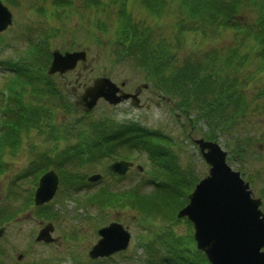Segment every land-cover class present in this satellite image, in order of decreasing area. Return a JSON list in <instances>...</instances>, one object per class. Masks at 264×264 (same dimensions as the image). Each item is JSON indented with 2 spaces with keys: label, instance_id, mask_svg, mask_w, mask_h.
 I'll return each instance as SVG.
<instances>
[{
  "label": "trees",
  "instance_id": "1",
  "mask_svg": "<svg viewBox=\"0 0 264 264\" xmlns=\"http://www.w3.org/2000/svg\"><path fill=\"white\" fill-rule=\"evenodd\" d=\"M42 2L51 4L60 17L77 14L78 25L90 40L104 46L105 57L113 64L133 66L154 91L168 96L177 116L189 125L206 124V139L236 136L237 141H245L238 136L243 131L251 134L255 129L250 125L264 115V0ZM230 32L231 41L221 43ZM49 50L45 40L27 48L18 64L7 63L14 80L12 94L11 89L7 97L0 91V177L13 163L7 155L28 150L30 162L18 178L38 177L54 167L61 180L77 191L76 184L84 183L98 164L145 155L153 165L147 180L124 189L115 183L102 186L86 202L133 210L155 227L145 244L150 263L210 264L192 235L177 233L172 224L180 221L176 213L200 178L193 168L181 164L171 136L136 121L87 117L90 113L67 126L78 128L75 143L58 149L67 137L57 112H71L76 106L68 99V89L46 73ZM257 139L264 140V134ZM246 143L247 147L235 145L231 153L244 157L254 145L253 140ZM148 184L151 191L145 190ZM29 196L27 203L33 206ZM36 209L49 211L48 204ZM10 212L0 209V217L10 218Z\"/></svg>",
  "mask_w": 264,
  "mask_h": 264
},
{
  "label": "rangeland",
  "instance_id": "2",
  "mask_svg": "<svg viewBox=\"0 0 264 264\" xmlns=\"http://www.w3.org/2000/svg\"><path fill=\"white\" fill-rule=\"evenodd\" d=\"M5 3L11 8L14 17L13 24L0 33V91L11 89L12 94L14 76L7 63L18 64L27 52V48L45 40H49L50 52L55 48L62 51L66 49L87 51L88 59L85 63H79L74 71L54 76V81L63 84L68 89V99L71 102L79 98L84 88L95 77L103 74L109 75L117 83L126 80L125 90L130 92L148 83L146 77L133 66L113 64L105 57L102 54L104 46L96 40H90L86 29L78 25L77 14L62 18L51 4L42 2V0H11ZM42 6L48 10V15L42 12ZM251 12V9L247 10V17L252 16ZM232 37L230 32L221 43L228 44ZM252 67L249 66L248 69ZM247 73H242L243 77ZM140 98L143 104L141 107L133 106L130 100L117 105H110L104 100H99L92 110V115L87 117L109 116L120 123L137 121L151 129H161L174 139L181 164L193 168L200 179L206 176L210 166L194 140L205 137L203 132L208 130L207 125L202 122L196 126L189 125L184 117L177 116L179 114L174 111L170 101L160 96L159 92L155 93L150 87L142 91ZM76 110L71 112L58 110L57 112L56 118L65 123L63 128L67 137L59 143L58 149L75 143L78 139L76 138L78 128L69 129L67 127L74 125V119L83 118L82 109ZM257 121L250 125L255 129L253 131L255 135L251 130V134L243 131L238 136V140L245 139L246 142L249 140L254 142L242 158L234 156L231 149L233 150L240 144L247 147L245 141H237L236 136H231L227 140L219 137L216 141L228 151V163L249 183L253 197L262 199L261 208L264 211V192L262 191L264 187V140L258 142L257 139L258 135L264 134V115ZM36 140L39 141L35 138L32 141ZM239 142L242 143L238 144ZM45 146L49 147L50 143ZM7 157V160L13 163L0 177V209L13 211V213L10 212L12 215L10 218L9 216L0 217V226H6L5 233L0 238V264H154L148 260L149 252L145 244L155 227H151L150 223L133 210L100 208L96 204L86 202L90 194L95 193L102 186L115 183L114 185L118 188L124 189L147 180L153 168L147 156H135V165H141L143 171L139 172L134 166L123 179L114 177L108 170L110 161L98 164L94 170L89 171L87 177L93 173H101L103 177L96 182H89L86 178L84 183H77L76 187H80V190L74 191L73 185H68V182L61 180L62 185L48 204L49 211L37 210L34 205L27 203L30 194L33 198L39 176L18 178L30 162L31 153L26 150L18 152L17 155H7ZM151 189L150 184L145 185L146 191H151ZM114 220L123 223L131 232L129 247L106 258L91 259L88 251L100 237L98 228ZM173 221L172 224L177 233L193 234V225L187 219L184 218L181 222ZM48 222L54 225L52 236L55 241L52 243L36 241L38 232ZM158 224L164 225L161 219L158 220ZM167 224L170 223L167 222Z\"/></svg>",
  "mask_w": 264,
  "mask_h": 264
},
{
  "label": "water",
  "instance_id": "3",
  "mask_svg": "<svg viewBox=\"0 0 264 264\" xmlns=\"http://www.w3.org/2000/svg\"><path fill=\"white\" fill-rule=\"evenodd\" d=\"M13 23V13L0 0V31ZM85 50L52 51L48 73H65L76 67L78 61H86ZM120 87L107 76L94 79L81 96L82 105L91 110L100 98L117 104L129 97L138 106L136 94L121 91ZM206 162L209 173L202 178L189 195V202L178 212V217H188L194 225L197 247L204 251L212 264H264V212L260 209L261 199L254 198L250 185L239 171L227 162L228 152L216 141L198 138L195 140ZM132 162L120 160L109 168L118 174H125ZM141 169V167H140ZM97 173L90 181L101 178ZM59 186V176L53 170L44 173L34 194L36 205L50 201ZM53 224H46L36 239L53 242ZM5 227L0 228V237ZM100 239L89 251L91 258L109 256L128 247L131 234L118 222H112L99 229ZM21 258V255H20Z\"/></svg>",
  "mask_w": 264,
  "mask_h": 264
},
{
  "label": "flooded vegetation",
  "instance_id": "4",
  "mask_svg": "<svg viewBox=\"0 0 264 264\" xmlns=\"http://www.w3.org/2000/svg\"><path fill=\"white\" fill-rule=\"evenodd\" d=\"M126 84H127V82L125 83V85H124V89H125V86H126ZM147 88L146 87H142V88H136L135 89V92L136 91H139V95L141 96V93H142V91H144V90H146ZM164 98V97H163ZM141 99V98H140Z\"/></svg>",
  "mask_w": 264,
  "mask_h": 264
}]
</instances>
